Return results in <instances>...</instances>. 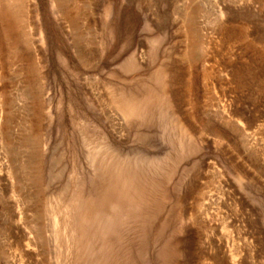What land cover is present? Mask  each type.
Segmentation results:
<instances>
[{
  "label": "rangeland",
  "instance_id": "374dc122",
  "mask_svg": "<svg viewBox=\"0 0 264 264\" xmlns=\"http://www.w3.org/2000/svg\"><path fill=\"white\" fill-rule=\"evenodd\" d=\"M0 264H264V0H0Z\"/></svg>",
  "mask_w": 264,
  "mask_h": 264
}]
</instances>
